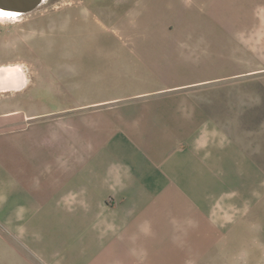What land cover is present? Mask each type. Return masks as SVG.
Listing matches in <instances>:
<instances>
[{
    "label": "crops",
    "instance_id": "obj_1",
    "mask_svg": "<svg viewBox=\"0 0 264 264\" xmlns=\"http://www.w3.org/2000/svg\"><path fill=\"white\" fill-rule=\"evenodd\" d=\"M168 31L149 46L110 41L89 66L73 60L63 118L23 129L20 111L2 115L0 216L19 241L5 244L3 258L263 264L264 57H218L189 26H179V40ZM12 197L16 218L5 211ZM45 207H65L78 225H42Z\"/></svg>",
    "mask_w": 264,
    "mask_h": 264
},
{
    "label": "rangeland",
    "instance_id": "obj_2",
    "mask_svg": "<svg viewBox=\"0 0 264 264\" xmlns=\"http://www.w3.org/2000/svg\"><path fill=\"white\" fill-rule=\"evenodd\" d=\"M198 1L201 3V0H45L25 16L0 18V68L11 67L24 82V86L16 89L0 91V118L8 111H20L23 120L15 126L23 129L35 127L40 121L63 118L73 103L66 95L73 60L89 66L97 58L107 57L110 41L124 44L137 41L143 46L163 43L169 38L155 33L161 28L169 29L166 35L172 40H179V26H189L193 41L213 42L218 46V57H264V0H207L210 7ZM231 25L234 32L224 30V26L231 29ZM156 50L158 54L169 52ZM214 52L216 57V46ZM203 68V72H209L210 67ZM80 99L82 103L83 98ZM26 111L39 117L26 120ZM19 131L22 130L16 133ZM4 149L0 133L1 166ZM6 207L10 216L18 217L19 207L14 197ZM67 211L65 207H45L37 212L35 221L44 226L60 222L53 226L55 230L59 225L66 228L78 225L68 222L72 218ZM8 243L11 248L19 249L18 230H9L0 216V264H13L12 257L3 258ZM260 243L264 245V240ZM26 259L35 264L32 253L26 254Z\"/></svg>",
    "mask_w": 264,
    "mask_h": 264
},
{
    "label": "bare ground",
    "instance_id": "obj_3",
    "mask_svg": "<svg viewBox=\"0 0 264 264\" xmlns=\"http://www.w3.org/2000/svg\"><path fill=\"white\" fill-rule=\"evenodd\" d=\"M16 14L12 13L11 11H6L0 9V17H15ZM16 70L12 69L11 67H2L0 68V90H6L8 88H17L19 85H23V79L21 76L16 74Z\"/></svg>",
    "mask_w": 264,
    "mask_h": 264
},
{
    "label": "water",
    "instance_id": "obj_4",
    "mask_svg": "<svg viewBox=\"0 0 264 264\" xmlns=\"http://www.w3.org/2000/svg\"><path fill=\"white\" fill-rule=\"evenodd\" d=\"M45 0H0V9L6 11H20L24 14L32 12L42 6Z\"/></svg>",
    "mask_w": 264,
    "mask_h": 264
}]
</instances>
